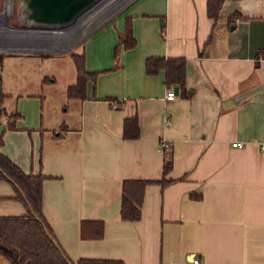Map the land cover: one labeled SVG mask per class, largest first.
I'll list each match as a JSON object with an SVG mask.
<instances>
[{"label":"crops","instance_id":"0c3cea01","mask_svg":"<svg viewBox=\"0 0 264 264\" xmlns=\"http://www.w3.org/2000/svg\"><path fill=\"white\" fill-rule=\"evenodd\" d=\"M121 11L83 31L74 52L97 74L80 97L67 93L70 73L62 116L54 103L48 114L45 95L0 90L2 151L44 175V215L74 261L264 264V0H224L217 20L207 0H131ZM149 56L186 57L187 91L166 98L176 85L164 68L147 72ZM135 113L140 133L125 137ZM167 152L171 181L149 182L141 217L122 218L124 179H162ZM15 194L0 179V214L27 213Z\"/></svg>","mask_w":264,"mask_h":264},{"label":"trees","instance_id":"16d2710c","mask_svg":"<svg viewBox=\"0 0 264 264\" xmlns=\"http://www.w3.org/2000/svg\"><path fill=\"white\" fill-rule=\"evenodd\" d=\"M224 0H207L208 15L217 20ZM164 29V28H163ZM125 46L131 47L136 39L128 23L123 38ZM71 55L77 68V81L67 87L70 96H84L87 81L95 77L85 65V56L72 51ZM0 56V62L2 60ZM165 69L168 83L178 85L186 92V57L184 56H149L146 59V70L155 73ZM4 110V108H2ZM19 113L9 115L10 127L15 126V118ZM137 114L126 115L124 120V136L139 135ZM4 142L0 133V179L8 180L15 188V197L22 200L26 207L25 214H0V258L5 256L14 264H125L122 259L81 257L74 261L58 240L52 226L43 212V180L40 172H26L18 163L6 155L1 146ZM172 168V153L167 152L162 179L126 178L123 181L121 215L124 219L137 220L142 214L145 187L149 182L158 181L163 185L171 181L165 175ZM103 233V223L100 221Z\"/></svg>","mask_w":264,"mask_h":264},{"label":"rangeland","instance_id":"374dc122","mask_svg":"<svg viewBox=\"0 0 264 264\" xmlns=\"http://www.w3.org/2000/svg\"><path fill=\"white\" fill-rule=\"evenodd\" d=\"M130 1L131 0H102L99 5L97 4V6L92 9L94 13L91 17L94 15L95 18H98L97 22L89 24L90 20L86 21L81 31L83 32L86 27L93 29V27L101 24L116 13L117 19L120 17L122 18L123 11L121 10ZM22 9L23 6L18 3V0H13V13L8 16L11 25H28L27 23L24 24V22H21L23 16ZM2 10L3 0H0V12ZM86 18L84 19L86 20ZM84 22L85 21H83L82 24ZM1 27L2 26L0 25V28ZM77 31L78 30L74 28L63 36H56L53 38V41L50 42V45L38 44L36 47L42 49L40 52L26 51L17 52L18 54H13L12 52H0V56H3L2 63H0V90L3 89L4 92L12 90L16 94L21 92L23 94L33 93L45 95V108L48 110V114L50 107H52L54 103L58 106V109L56 110L58 115L62 116V112L65 111H62L61 107L64 108L68 105L67 101H63V97L67 95L64 87L65 80L68 79L70 73L76 75V65L74 64L70 53L78 50L81 42L90 32L88 30L89 32L86 35L76 40L78 34ZM61 38H67L71 42L75 41L67 52L52 51L54 48H57L56 46H58ZM2 44L7 46L8 43H4V39L0 37V45ZM54 77L56 78L55 81H50V79H53ZM69 101L72 100L69 99ZM2 104L8 109L12 106H17V96L15 98L6 97L4 101H2ZM4 117L5 115L3 114L2 120ZM0 264L14 263L10 262L7 257L2 256Z\"/></svg>","mask_w":264,"mask_h":264},{"label":"water","instance_id":"95a60500","mask_svg":"<svg viewBox=\"0 0 264 264\" xmlns=\"http://www.w3.org/2000/svg\"><path fill=\"white\" fill-rule=\"evenodd\" d=\"M23 6L22 20L28 25H10L4 24L0 20V37L4 43H8L0 52H10L16 50L19 52L37 51L42 49L36 47L38 44H51L53 38L60 35L51 31L59 26H70L79 22L99 0H18ZM20 15V14H19ZM12 43H17L12 47ZM53 49V48H52ZM67 48H54L52 51L67 52ZM47 51V50H46ZM49 51V50H48ZM51 51V50H50ZM175 91L179 92V86H175Z\"/></svg>","mask_w":264,"mask_h":264},{"label":"bare ground","instance_id":"6f19581e","mask_svg":"<svg viewBox=\"0 0 264 264\" xmlns=\"http://www.w3.org/2000/svg\"><path fill=\"white\" fill-rule=\"evenodd\" d=\"M127 1H129V0H127ZM11 2V1H10ZM102 2V0H99V2H98V5L100 4ZM8 3H9V1L7 2V9H6V11L5 10H3V11H1L0 12V20H2L1 22H3L4 24H7V26H10L11 24H10V20H9V18H8V16H9V14L7 13V10H8ZM97 6V5H96ZM93 10H91L90 12H88L84 17H82V19L79 21V22H77L76 24H74V25H70V26H59L58 28H53L51 31H53V32H57L58 34H60V35H58V36H63L65 33H69V31L70 30H72V29H77L78 31H77V33L79 34H77V36H76V40H78L79 38H81L82 36H84L85 34H86V32L84 33V32H82L81 31V29L83 28V26L85 25V23H86V21H89V19H91L90 17H91V15L94 13V11L92 12ZM94 16V15H93ZM87 17V18H86ZM84 18H86V20L84 19ZM83 21H85L83 24H82V22ZM24 22H27L26 21V19L24 20ZM94 28V27H93ZM85 30V29H84ZM91 30V29H90ZM89 30V31H90ZM83 33V34H82ZM75 41V40H74ZM73 41V42H74ZM73 42H71L69 39H67V38H61L60 40H59V44H58V46H56V47H58V48H67V47H69V46H71L72 44H73ZM4 46H6L5 44H2V45H0V49H3L4 48Z\"/></svg>","mask_w":264,"mask_h":264},{"label":"built area","instance_id":"2783aa9c","mask_svg":"<svg viewBox=\"0 0 264 264\" xmlns=\"http://www.w3.org/2000/svg\"><path fill=\"white\" fill-rule=\"evenodd\" d=\"M175 95H176V91L173 90V89H170V90L167 91V93H166L165 96L168 99H172V98L175 97ZM161 144L164 147H168V146L171 145V141H169L166 138H164V139H162ZM232 145H234V146H240L241 147V146H244L245 143L243 141H233ZM262 147H264V145H262ZM193 262L194 263H200L201 261H200V258L199 257H196V258L193 259Z\"/></svg>","mask_w":264,"mask_h":264},{"label":"flooded vegetation","instance_id":"af4514ba","mask_svg":"<svg viewBox=\"0 0 264 264\" xmlns=\"http://www.w3.org/2000/svg\"><path fill=\"white\" fill-rule=\"evenodd\" d=\"M8 1H11V8H10V9H11V14H12V13H13V0H3V10L6 11V9H7V2H8ZM18 3H19V1H18ZM10 9H9V10H10ZM3 10H2V11H3Z\"/></svg>","mask_w":264,"mask_h":264}]
</instances>
